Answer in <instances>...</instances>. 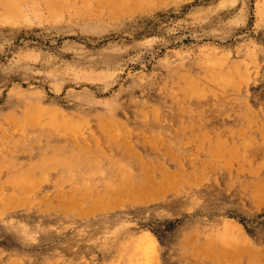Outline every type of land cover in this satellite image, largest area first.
<instances>
[{"label":"rangeland","instance_id":"obj_1","mask_svg":"<svg viewBox=\"0 0 264 264\" xmlns=\"http://www.w3.org/2000/svg\"><path fill=\"white\" fill-rule=\"evenodd\" d=\"M118 1L0 0V264H264V0Z\"/></svg>","mask_w":264,"mask_h":264},{"label":"bare ground","instance_id":"obj_2","mask_svg":"<svg viewBox=\"0 0 264 264\" xmlns=\"http://www.w3.org/2000/svg\"><path fill=\"white\" fill-rule=\"evenodd\" d=\"M1 1H2L1 3H2L3 5H5L4 8H6L7 10L10 9V10L12 11V10L16 9V2H19V1H21V0H1ZM117 1H118V0H117ZM120 1H122V0H120ZM120 1H118L117 4L114 3L113 5H115V7H117V6L120 4V5H122V7H123V9H124V8L126 7V6H125V4H126L125 2H127V1L124 0L123 3L120 2ZM136 2H137V1H136ZM46 3H48V2H46ZM2 4H1V5H2ZM123 4H124L125 7L123 6ZM139 4H140V3H139ZM139 4H138V5H134V6H137V7H138ZM120 5H119V6H120ZM128 5H129V3H128ZM18 6H19V5H18ZM119 6H118L117 8H119ZM112 7H113V6H112ZM108 8H109V6H108ZM117 8H116V9H117ZM109 9H110V8H109ZM113 9H114V8H113ZM120 9H121V8H120ZM123 9H122V10H123ZM2 10H3V9H2ZM17 10H18V9H17ZM118 10H119V9H118ZM17 12H19V11H17ZM3 13H4V12H3ZM6 13H7V12H5L4 15L2 14V16H5ZM9 13H10V12H9ZM7 15H9V14L7 13ZM11 15H12V16H13V15L15 16V14H11ZM20 15H21V14H20ZM14 16H13V17H14ZM15 17H16V16H15ZM9 18H10V17H9ZM249 61H250V60H249ZM247 63H248V62H247ZM241 67H242V66H241ZM246 67H248V66H246ZM235 70H236V69H235ZM250 71H251V70H250ZM218 72H219V71H218ZM239 73H240V72H239ZM249 73H250V72H249ZM243 74H244V73H243ZM216 77H217V76H216ZM213 78H214V77H213ZM249 79H250V78H249ZM218 80H219V79H218ZM222 80H223V79H222ZM214 81H215V80H214ZM216 81H217V80H216ZM239 81H240V80H239ZM239 81H237V82L240 84ZM223 82H224V81H223ZM229 83H230V82H229ZM225 84H227V83H225ZM191 86H192V85H191ZM224 86H225V85H224ZM190 88H191V87H190ZM192 88H194V85H193ZM197 89H198V88H197ZM198 90H199V89H198ZM198 90H196V92H197ZM192 91H193V90H192ZM200 91H201V90H200ZM196 92H195V93H196ZM215 92H216V90H215ZM212 93H213V92H212ZM212 95H213V94H212ZM54 130H55V129H54ZM170 179H171V178H170ZM174 179H175V178H174ZM177 179L180 180V177H178ZM168 180H169V179H168ZM172 180H173V178H172ZM165 181H166V180H165ZM165 181H164V183H165ZM166 182H167V181H166ZM165 184H166V183H165ZM159 185H160V184H159ZM162 185H163V184H162ZM169 185H170V184H169ZM178 185H179V184H178ZM161 187H162V186H161ZM127 188H129V187H127ZM163 188H167V187H164V186H163ZM132 189H133V188H132ZM135 189H136V188H135ZM122 190H123V189H122ZM125 190H126V189H125ZM127 191H128V190H127ZM137 192H138V189H137ZM164 192H165V191H164ZM124 193H125V192H124ZM135 193H136V192H135ZM127 194H128V192H127ZM139 194H140V193H139ZM142 194H144V193H142ZM260 195H261V194H260ZM140 196H141V195H140ZM263 196H264V195H263ZM258 197H259V196H258ZM261 197H262V196H261ZM261 197H259V198H261ZM10 198H11V197H10ZM138 198H139V197H138ZM19 199H20V198H19ZM134 199H135V198H134ZM136 199H137V198H136ZM15 200H16V199H15ZM131 200H132V199H131ZM138 200H139V199H138ZM140 200H141V197H140ZM8 202H9V201H8ZM20 203H21V202H20ZM7 204H8V203H7ZM12 204H13V202H12ZM18 205H19V204H18ZM18 205H17V206H18ZM11 206H13V205H10L9 207H11ZM14 207H15V206H14ZM8 209H9V208H8ZM8 209H7V210H8ZM7 210H6V211H7ZM66 258H67V257H66Z\"/></svg>","mask_w":264,"mask_h":264}]
</instances>
